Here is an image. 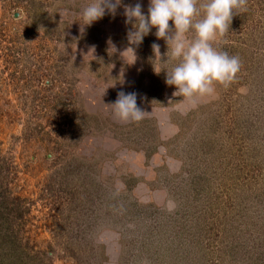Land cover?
Segmentation results:
<instances>
[{"label": "rangeland", "instance_id": "374dc122", "mask_svg": "<svg viewBox=\"0 0 264 264\" xmlns=\"http://www.w3.org/2000/svg\"><path fill=\"white\" fill-rule=\"evenodd\" d=\"M89 2L0 0V212L21 264H264V0L212 42L239 57L233 82L192 98L155 28L129 43L124 7L150 0L81 31ZM120 92L141 121L113 118Z\"/></svg>", "mask_w": 264, "mask_h": 264}, {"label": "clouds", "instance_id": "9594fccd", "mask_svg": "<svg viewBox=\"0 0 264 264\" xmlns=\"http://www.w3.org/2000/svg\"><path fill=\"white\" fill-rule=\"evenodd\" d=\"M120 5L121 0H90L80 13L81 31L103 18L106 11L114 15ZM246 7L247 0H150L145 15L137 2L124 7L126 23L135 22L128 33L129 43H141L155 28L157 39L168 45L167 56L178 62L166 77V84L176 88L174 96L211 95L217 84L228 87L240 70L239 57L218 51L212 42L229 31L233 15ZM152 49L160 57L159 44L153 43ZM129 51L133 64L136 56L131 47L122 55ZM105 106L120 123L139 122L146 114L137 106L136 93L120 92L114 103Z\"/></svg>", "mask_w": 264, "mask_h": 264}, {"label": "trees", "instance_id": "16d2710c", "mask_svg": "<svg viewBox=\"0 0 264 264\" xmlns=\"http://www.w3.org/2000/svg\"><path fill=\"white\" fill-rule=\"evenodd\" d=\"M0 206H2L1 203ZM2 218L4 219L0 212V264H21L23 258L21 253L17 251L15 238L7 231H3Z\"/></svg>", "mask_w": 264, "mask_h": 264}]
</instances>
